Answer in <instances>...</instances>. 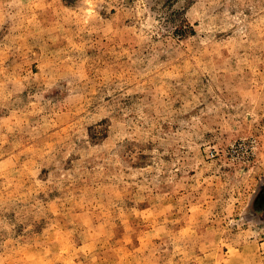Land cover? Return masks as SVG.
Wrapping results in <instances>:
<instances>
[{
  "label": "rangeland",
  "instance_id": "rangeland-1",
  "mask_svg": "<svg viewBox=\"0 0 264 264\" xmlns=\"http://www.w3.org/2000/svg\"><path fill=\"white\" fill-rule=\"evenodd\" d=\"M0 264H264V0H0Z\"/></svg>",
  "mask_w": 264,
  "mask_h": 264
}]
</instances>
